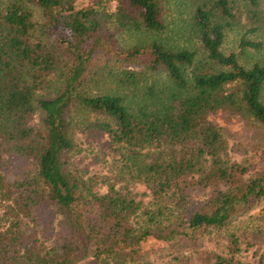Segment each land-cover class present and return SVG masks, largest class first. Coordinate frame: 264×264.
Segmentation results:
<instances>
[{
    "label": "trees",
    "instance_id": "1",
    "mask_svg": "<svg viewBox=\"0 0 264 264\" xmlns=\"http://www.w3.org/2000/svg\"><path fill=\"white\" fill-rule=\"evenodd\" d=\"M190 1L183 27L198 50L164 40L161 0H0V264H264V254L242 257L248 242L235 233L195 256L204 232L264 199V171L245 177L249 167L209 119L226 112L264 131V57L240 61L262 43L241 37L238 53L221 49L242 13L259 23V0ZM110 2L114 22L146 34L145 45L122 50L102 30ZM141 58L150 75L122 73L123 92L86 90L93 67ZM76 131L109 140L117 174L84 177L69 156ZM17 158L33 170L9 179ZM125 176L155 209L120 186ZM196 185L210 190L205 204L180 222L163 219L174 204L184 210ZM158 247L169 250L160 260Z\"/></svg>",
    "mask_w": 264,
    "mask_h": 264
},
{
    "label": "rangeland",
    "instance_id": "2",
    "mask_svg": "<svg viewBox=\"0 0 264 264\" xmlns=\"http://www.w3.org/2000/svg\"><path fill=\"white\" fill-rule=\"evenodd\" d=\"M190 2V0H161L162 20L167 27L162 33V37L172 46L194 47V49L198 50L199 43L195 38L190 37V33L186 30L187 27H183L187 16L193 8ZM114 4V2H110L106 5V13L102 18V30L122 50L130 49L133 46L145 45L150 38L146 34L136 35L135 31L123 29L114 22L110 12V10H113ZM27 7L33 13V21L37 22L39 26L43 24L44 19L41 11L31 4ZM257 10L260 12L259 23H253L242 13L239 23L235 24L226 34L221 48L224 53H238V44L241 37L262 43L261 52L240 57L241 63L244 64L264 57V0H259ZM257 25L260 28L256 33H253L251 30L255 29ZM146 62L143 58L134 60L120 59L118 61L110 60L107 65L95 66L91 69L94 73L90 72L91 75L88 77L86 90L96 92L98 90L113 89L114 91L123 92L125 87L123 86L124 82L121 81L122 73H137L140 78H147L150 74L146 72L148 67ZM55 83L56 81L53 82V86H55ZM209 119L220 128L230 155L236 161L249 167L248 175L245 177H253L264 171V131L261 128L246 125L239 117L231 116L226 112H217L210 116ZM108 142L109 140L104 135L97 132L87 131L83 133L76 131L74 135L76 147L69 156L73 165L82 170L85 178L89 176H95V178L102 176L112 177L117 174L115 167L117 158L112 156L110 151L112 149H108ZM32 170L33 166L30 161L17 158V160H13L12 165L7 166L5 172L9 179H16L17 177L22 178L32 172ZM124 181L120 186L127 189L130 192V197L134 198L137 203L150 204L151 209L156 208L153 197L143 184H135L129 181L126 176ZM186 192L188 197L183 207L181 206L184 210L174 204L177 210L167 216L165 215L163 219L168 217L177 222L182 219L185 220L191 213L199 210L211 196L210 190L201 187V185L189 186ZM164 206L163 208L166 209V212L167 210H174L172 204L166 203ZM231 233L245 236L242 241L244 244L245 242H248V244L242 247L247 249V252L244 251L242 253L244 259L254 262L253 256L257 257L260 254H264V199L257 202L249 211L241 212L225 228L204 232L197 244V248L202 250V254L195 256L201 255V259H203L205 254L208 255L207 253L211 250L220 251L226 244L228 234ZM156 250L155 258L157 260H160L169 251L163 247H158ZM192 264H201V260H195Z\"/></svg>",
    "mask_w": 264,
    "mask_h": 264
}]
</instances>
